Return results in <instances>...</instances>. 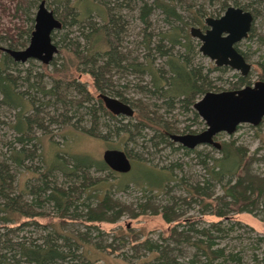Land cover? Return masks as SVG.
I'll return each instance as SVG.
<instances>
[{"label":"trees","instance_id":"obj_1","mask_svg":"<svg viewBox=\"0 0 264 264\" xmlns=\"http://www.w3.org/2000/svg\"><path fill=\"white\" fill-rule=\"evenodd\" d=\"M53 1L63 5L67 12L62 15L53 9L56 17L62 21L60 30L74 24L81 26L76 37L66 32L61 35L59 41L64 44L59 48L60 58L50 63L52 70L42 63L43 71L34 75L28 70L25 76L19 77L14 75L17 69H13L19 63L6 52L0 59V109L10 108L14 111L9 123L0 114V123L3 126L6 124L8 130L12 131L9 135L0 125V264H102L99 263L100 257L92 259L89 250L81 249L86 246H90L87 249H99L97 243L91 245L89 232L65 230L67 219L78 220L92 228L100 222L115 223L128 209L133 217H137L146 214L150 208L152 214H161L165 223L174 222V225L166 234L161 233L159 240L149 236L134 245L137 250L147 252L145 262L247 264L240 250L221 244L229 228L233 229V220L228 226H223L222 220L202 226L198 219L200 217H187L184 212V206L191 207L195 203L201 215L210 214L220 219L241 212L264 214V175L253 169L255 157L249 155L244 146L234 140L223 141L221 148L217 149L220 155L215 156L179 145L186 152H196L200 158L204 175L196 181H190L184 175L177 180L175 170H182L179 163L160 170L140 163L153 177L136 175L133 180L145 193L144 199L138 203L139 211L135 212L112 195L110 185L88 178L92 169L112 171L104 160L76 152L69 144L74 135L80 133L108 142L107 132L113 131L118 141L126 145L134 132H141L145 128H153L161 141L173 144L170 138L174 129L161 120L162 115L156 118L146 112L141 114L142 117L137 114L135 123L121 122L120 115L108 110L99 94L115 96L131 104L134 110L135 107L140 108L137 101L124 93L125 85L115 84L112 78L114 70L123 77L125 73L137 75L143 82V85H136L138 92L161 100V105L167 108L179 104L193 110L195 102L206 92L223 90L210 75L213 69H206L196 61L201 43L193 38L191 27L205 29L206 18L219 17L230 6L228 1L222 0L219 9L211 12L201 6L196 8L194 3L187 1L186 10L190 14L185 17L178 7L179 3L185 4L186 1L182 0H97L104 11L101 15L97 14L103 20L102 24L93 19V13H80L78 5L81 0L76 3L72 0H52L54 4ZM37 2L33 0L30 9L23 8L30 26L21 34L20 41L0 39L7 47L20 49L29 44L35 24L31 9L37 6ZM135 6L138 18L144 25V36L140 42L146 51L143 59L124 51L125 47L120 45L128 20L119 11L132 10ZM154 12L163 14L169 24L167 29L149 31L152 26L150 17ZM252 30L253 26L248 37ZM57 36L53 33L54 41ZM261 39L264 42V36ZM259 65V79L264 80V61ZM214 69H223V66L216 65ZM82 74L90 76L98 96L95 97L82 82ZM46 77L50 81H45ZM145 77L148 79L146 82ZM251 84L249 75H239L228 89ZM74 91L77 95H74ZM59 104L62 106L60 113L51 115L46 112L48 107L60 108ZM80 109L84 113L75 119ZM85 116L92 118L90 127L83 125ZM100 116H108L110 120L117 121V125L111 129L110 125L100 122ZM46 120L56 126L57 132L50 129ZM102 127L108 131H103ZM56 135L63 139L64 148L56 141ZM126 152L132 161V170L136 169L139 162L130 156V151ZM23 171L28 174L24 179L20 177ZM174 180L183 185L186 195L170 191L168 185ZM128 181H119L117 185L125 188ZM67 182L69 185H66ZM154 190L158 194H168V203L159 206L152 203L158 195ZM37 218L45 219V222L40 223ZM31 224L44 230L39 237L21 234L22 229ZM126 232L128 235L132 233L129 230ZM183 244L194 250L191 256H185V249L181 247ZM105 247V250L111 249L109 244ZM250 264L264 262L253 254Z\"/></svg>","mask_w":264,"mask_h":264},{"label":"rangeland","instance_id":"obj_2","mask_svg":"<svg viewBox=\"0 0 264 264\" xmlns=\"http://www.w3.org/2000/svg\"><path fill=\"white\" fill-rule=\"evenodd\" d=\"M33 0H0V39L10 38L13 41H20L19 37L21 34L30 26L28 21V15L24 11V7H30ZM41 0H38L37 6L31 10L34 12V17L36 15L39 3ZM185 2L184 5H178L180 12L183 16L188 17L190 14L186 10L187 1L194 3L195 7H203L207 12L214 11L219 9L220 2L222 0H215L210 2L209 0H182ZM228 4L242 7L246 10H250L255 14V21L253 24V30L251 36L243 39L237 44L239 51H243L246 54V57L253 67L249 76L252 80V84L259 80V64L264 61V42L262 37L264 36V0L255 1V0H227ZM54 2V1H53ZM73 3H76L77 0H72ZM47 7L51 10L56 9L60 14H66V9L63 5H57V3H52V0H46ZM51 5V6H50ZM77 6V4H76ZM79 11L83 15H88L93 13V19L98 23L102 24L103 20L98 15L103 13L102 7L99 5L97 0H81L78 5ZM30 9V8H29ZM77 9V8H76ZM75 9V10H76ZM125 19L128 20L126 31L122 34L123 41L120 42L121 47H125L124 51L132 52L133 55L143 59L146 51L142 49L140 44L144 36V25L138 18V9L135 6L132 10H121L119 11ZM224 11L222 12V14ZM98 14V15H97ZM221 14V15H222ZM220 15V16H221ZM152 26L149 31H160L167 29L169 24L165 21L163 14L160 12H154L150 17ZM35 25V24H34ZM81 25L74 24L69 26L65 30H57L56 33L58 36L55 40V43L58 45V48L61 47L63 41L61 35L63 33H69L71 37H76L79 33ZM197 42L198 40L194 38ZM67 43V41H64ZM0 46H6L7 44L0 40ZM23 49V48H20ZM200 54L197 55L196 61L201 63L206 69L211 67L213 70L211 72V77L215 80V83L222 88L227 90L234 82L238 80V76L241 75L235 69H232L228 66H223V69L215 70V62L212 61L209 57L203 55L200 51ZM4 51L0 50V59L2 58ZM60 58V52L57 53L54 57V60ZM16 62V61H15ZM162 60L159 59V63ZM19 63V65L14 66L13 69L14 75L25 76L26 71L31 70L32 74L36 75V72L43 71L41 67V62L38 60H29L26 63ZM10 64V63H9ZM49 70H52V66L49 64ZM123 74L118 73L116 70L112 72V78L116 85L126 86L123 88L125 94L130 97L133 101H137V104L140 108L135 107L134 115L129 117L125 115H120L119 119L121 122H137L136 115L139 114L142 117L146 112H150V115L155 116L156 118L161 116V120L166 122L170 127L174 129L171 134L177 133H198L206 128L205 121L198 115L196 110L193 107V110L186 109L181 107V105L176 104L173 108H167L165 105H161L162 101L150 97L144 92H138V84L143 85V82L140 81L135 74H126L124 77ZM82 82L90 89L93 95L98 96V91L94 89L92 84V79L87 74H82L80 76ZM148 79L145 77L146 82ZM45 81H50V78H45ZM132 83V84H131ZM74 95H77V92H73ZM80 97V96H78ZM79 99V98H78ZM164 106V107H158ZM60 106V104H59ZM56 107V106H55ZM48 107L46 112L53 114L60 113L62 111V106L60 108ZM195 112L197 116H195ZM84 113L83 110H79L78 116L75 119L79 118V115L82 116ZM0 114L2 119L9 123L10 120L14 117V111L10 108H1ZM143 114V115H141ZM44 115V114H42ZM91 116H85V121L83 125L90 127L91 125ZM100 122L102 124H108L111 126V129H114L117 121L110 120L108 116H100ZM48 120H46L47 122ZM46 124H49L48 122ZM120 124V122L118 123ZM0 125L5 129L7 133L12 134L11 130H8L7 125L0 123ZM50 129L54 132H57L55 125L49 124ZM103 131H108L106 127H102ZM171 129V130H173ZM108 142L102 141L97 138L90 137L86 134L80 133L75 134L74 138L70 141V146L76 152L89 154L96 159H103V153L108 148H117L125 151H130L132 154L130 156L138 165L125 177L121 176L122 173L116 171L106 170V171H97L92 169L90 174L87 175L90 180L95 182L104 181L106 185L109 186V191L112 195L121 200L131 210L138 212V203L144 198V191L140 187L134 184L136 175L141 177L150 176L153 177L152 173L146 170L145 167L154 166L157 169H162L173 163H179L182 165V170L176 169L175 172L178 175L177 180L183 175L190 181H196L202 179L204 175V170L200 164V158L196 152H186L185 149L181 148L179 143L173 142V144L165 143L158 138L155 130L153 128H145L141 132H134V136L127 140L126 145H122L118 141V137L113 131L111 133L108 131ZM10 139V137H9ZM56 141H58L61 148L65 147L63 139L59 136H55ZM218 141H230L234 140L238 145H242L247 149V153L255 157L253 162V169L261 175H264V120L258 126H253L249 123H243L240 125L238 130L229 135L227 133H221L216 138ZM173 141L172 138H170ZM156 143H158L156 145ZM48 147V146H47ZM197 151H203V153H211L215 156H219L217 148L211 145H199L196 147ZM143 164L145 167H142ZM37 165V164H35ZM140 165V166H139ZM142 173H139L141 172ZM118 173V174H117ZM28 174L24 171L21 172L20 177L24 179ZM128 181V184L125 188L123 186L118 187L117 183L119 181ZM174 180L169 183V189L172 190L175 194L186 195L183 185L179 181ZM66 185H69L67 182ZM219 193V188L216 189ZM154 193H157V190H154ZM143 198V199H142ZM168 194H158L155 197L154 201H151L154 204H166L168 203ZM185 215L196 216L201 222L200 225H208L212 222H217L222 220L223 226H228L233 220L234 227L232 230L229 228V232L226 236L221 239V244L223 246H228L240 250L247 264L251 263L252 255L255 254L258 256L260 261L264 262V214L260 212L259 214H252L248 212H241L230 214L228 218L220 219L214 215H201L198 211L197 204L193 203L191 207L184 206ZM146 214H140L137 217H133L132 213L129 212V209L121 217L120 220L115 223L110 222H100L96 227L89 228L84 223L79 222L78 220L67 219L68 222L64 224V229L72 232L84 233L89 232V237L91 238V245L97 243L99 249L91 247L87 249L86 246L81 248L84 250H89L91 252V258L100 257V262L102 264H151L145 262L146 251L139 249L134 246L139 243L140 240L145 239L146 237L151 236L152 238L159 240V235L166 234L168 229L174 225V222L171 224L165 223L161 214H152L151 208L147 210ZM36 220V219H35ZM40 223H44L45 219L37 218ZM32 221V220H31ZM239 221V222H236ZM236 222V223H235ZM127 230L131 231V235L127 234ZM44 230L40 229L39 226L35 224L28 225L22 229L21 234L31 235L32 237H39ZM138 239V240H137ZM262 239V240H261ZM107 244L111 245V249L105 250ZM84 246V245H83ZM108 247V246H107ZM185 249V256H191L193 251L187 245H181ZM106 248V247H105ZM188 248V249H187ZM81 251V250H80ZM127 257V258H126ZM102 258V259H101ZM126 258V259H125Z\"/></svg>","mask_w":264,"mask_h":264},{"label":"water","instance_id":"obj_3","mask_svg":"<svg viewBox=\"0 0 264 264\" xmlns=\"http://www.w3.org/2000/svg\"><path fill=\"white\" fill-rule=\"evenodd\" d=\"M260 1V0H255ZM255 21L250 10L230 5L219 17L206 18L207 29L192 26L191 34L200 42V51L217 66H228L247 76L252 70L237 44L247 38ZM62 21L49 9L46 0L39 3L35 25L29 44L23 49L0 46L14 61L26 63L38 60L49 65L59 52L53 40V33L62 28ZM108 110L115 115L133 116L134 108L115 96L100 93ZM194 109L205 121L206 128L198 133H173V141L193 149L199 145H211L220 149L222 144L216 138L221 133L234 134L243 123L258 126L264 120V80L239 89L208 91L194 104ZM104 162L118 173H129L133 164L127 152L122 149L108 148L103 153Z\"/></svg>","mask_w":264,"mask_h":264},{"label":"flooded vegetation","instance_id":"obj_4","mask_svg":"<svg viewBox=\"0 0 264 264\" xmlns=\"http://www.w3.org/2000/svg\"><path fill=\"white\" fill-rule=\"evenodd\" d=\"M207 29V26H206V28L205 29H203V30H206ZM193 38H195V37H193ZM197 39V38H196ZM198 40V39H197ZM199 41V40H198ZM201 43V42H200ZM245 56V58H246V60L248 61V59H247V57H246V55H244ZM249 62V61H248ZM252 64V63H251ZM253 66V65H252ZM249 75V74H248ZM247 75V76H248Z\"/></svg>","mask_w":264,"mask_h":264}]
</instances>
